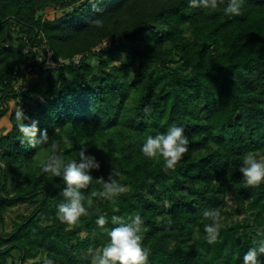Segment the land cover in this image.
<instances>
[{"label":"trees","instance_id":"1","mask_svg":"<svg viewBox=\"0 0 264 264\" xmlns=\"http://www.w3.org/2000/svg\"><path fill=\"white\" fill-rule=\"evenodd\" d=\"M97 7L103 11L96 0H0V123L9 116L11 124L0 135V264H90L106 241L92 235L97 208L107 228L112 215L145 218L150 264H242L264 226V184L248 187L238 171L247 154L264 152V0H246L240 17L191 9L187 0H101ZM49 10L60 15L46 18ZM34 74L41 79L29 83ZM18 109L56 139L65 162L86 150L100 164L94 179L120 171L130 191L119 212L96 198L79 226L56 218L65 185L38 161L54 150L21 142ZM172 125L190 140L176 171L140 151L148 135ZM101 189L93 183L82 191ZM229 194L237 213L252 219L233 220ZM22 206L28 213L7 231L8 215ZM205 209L223 217L213 245L205 240Z\"/></svg>","mask_w":264,"mask_h":264},{"label":"clouds","instance_id":"2","mask_svg":"<svg viewBox=\"0 0 264 264\" xmlns=\"http://www.w3.org/2000/svg\"><path fill=\"white\" fill-rule=\"evenodd\" d=\"M101 0H96V11L103 10L97 7ZM246 0H187V6L191 9H223L228 17H240L243 14ZM93 23L97 27H103L101 21L96 19ZM118 65L120 62H114ZM17 129L21 135V142L27 143L31 148L50 145L53 154L40 162L43 173L61 178L65 187L60 192L61 200L56 205V218L69 227H77L81 218L89 215V209L93 207L94 199L108 202L113 206V212H119L120 197L130 191V186L122 183V174L116 168H112L107 180L103 177L94 179L91 173L100 169V164L92 155H86V150L79 151V159L65 162L63 154L55 151L57 142L55 138H49L46 131L41 132L36 122L26 123L29 119L23 109L15 113ZM39 136V138H38ZM65 145L71 143L67 135L61 138ZM189 137L182 126H169L164 132L148 135L140 147L143 156L156 162L163 161L164 169L176 171L177 165L189 153ZM238 171L242 174V181L248 187H258L264 184V157H257L253 153L247 154ZM93 183L102 185L101 190H87ZM95 224L99 232H93V236H104L106 241L101 249L91 258L90 264H150V249L143 243L145 239V218L140 214L131 216L112 215L110 223L114 225L107 228L109 220L104 214H99ZM206 234L205 240L209 245L216 244L220 235L222 214L216 209H205L201 213ZM253 246L244 254L242 264H264V226L258 227L252 240ZM44 264H55L51 258H46Z\"/></svg>","mask_w":264,"mask_h":264},{"label":"rangeland","instance_id":"3","mask_svg":"<svg viewBox=\"0 0 264 264\" xmlns=\"http://www.w3.org/2000/svg\"><path fill=\"white\" fill-rule=\"evenodd\" d=\"M59 15H60L59 13H56L53 10H49L46 13V18L52 19L55 16H59ZM8 44L15 45V39L11 38L8 41ZM47 66L48 67H53L54 64H53V62L51 60H48ZM39 79H41L40 78V74H34V75L28 77V82L29 83H37L39 81ZM16 87L18 88V90L21 89L22 83L21 82L17 83ZM44 90H45V87L43 86L42 89H41V92H43ZM16 102H17L16 100H11L10 101L9 105H10L11 109H15L16 108ZM10 129H11V124H10V121H9V116H6V117H4L2 119V121L0 123V135H1L2 132H4V131L8 132V130H10ZM46 153H47L46 151L42 153V155L40 157V160H38L39 162L44 159ZM257 157H264V152L257 154ZM226 202H227V208L230 211L235 212V218L233 220H235V221H243L245 218H248V217L252 219L253 216L251 215V213H243V214H238L237 213V208L238 207L235 204L234 195L233 194H229L227 196ZM27 213H28V210H26V206H22V207L14 209L8 215V218H7L8 226H7L6 230L7 231H12L14 219H17L18 215H20V214H27ZM28 264H32V262H29Z\"/></svg>","mask_w":264,"mask_h":264},{"label":"built area","instance_id":"4","mask_svg":"<svg viewBox=\"0 0 264 264\" xmlns=\"http://www.w3.org/2000/svg\"><path fill=\"white\" fill-rule=\"evenodd\" d=\"M109 45V42H107V41H105L104 43H103V47H106V46H108Z\"/></svg>","mask_w":264,"mask_h":264}]
</instances>
